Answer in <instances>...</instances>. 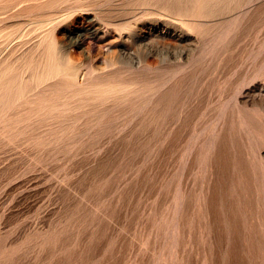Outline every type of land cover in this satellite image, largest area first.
<instances>
[{"label": "rangeland", "instance_id": "1", "mask_svg": "<svg viewBox=\"0 0 264 264\" xmlns=\"http://www.w3.org/2000/svg\"><path fill=\"white\" fill-rule=\"evenodd\" d=\"M36 1L0 0V264H264V0Z\"/></svg>", "mask_w": 264, "mask_h": 264}, {"label": "bare ground", "instance_id": "2", "mask_svg": "<svg viewBox=\"0 0 264 264\" xmlns=\"http://www.w3.org/2000/svg\"><path fill=\"white\" fill-rule=\"evenodd\" d=\"M42 1H44V0H37L36 2H40L41 3V6H42V4L44 5V4H46V3H42ZM242 4V3H241ZM244 4V3H243ZM148 7H151L152 9L153 8H156V10L158 9V11L159 10H161V8H164L161 4H160V2H153V3H149L148 5H147ZM146 6V7H147ZM39 7V6H38ZM244 7V6H243ZM160 8V9H159ZM174 9V8H173ZM166 10V9H165ZM165 10H164V12H165ZM161 12V11H160ZM177 12V11H176ZM175 12V13H176ZM198 13H200V12H198ZM197 13V14H198ZM49 14V13H48ZM177 14V13H176ZM50 15V14H49ZM47 16V15H46ZM51 17V16H50ZM173 17V16H172ZM201 17V16H200ZM173 18H176V17H173ZM54 20V19H53ZM173 20V19H172ZM45 21V20H44ZM171 21V20H170ZM174 22H176V20L174 21ZM179 22V21H178ZM157 23V22H156ZM167 25H175L173 22H170V23H167ZM176 28H177V26H176ZM171 29H172V26H170V27H168V30H162L160 33H158V34H156V35H154V32L155 31H158L159 30V27H158V25H150V26H148V31H146V33H145V36H142L141 37V41H143L144 43H146L147 45H149L148 43L149 42H151V44H154L155 42H156V40L155 39H158V38H161V39H163L164 37H166V35H167V37H174L175 35L174 34H172L171 32ZM173 29H175V27L173 28ZM120 31H122V30H128V25H121L120 26V29H119ZM94 33L92 34V35H94L93 37L94 38H97L98 37V35H99V33H100V30L99 29H95L94 31H93ZM161 34H165V36H163V35H161ZM91 35V34H90ZM89 35V36H90ZM157 42H159V40H157ZM145 47V46H144ZM146 48V47H145ZM152 48V47H151ZM158 50V49H157ZM155 51V50H154ZM148 52H149V50H148ZM151 52H153L152 50H151ZM151 52L149 53V54H151ZM156 52V51H155ZM154 52V53H155ZM157 54V53H156ZM108 58V57H107ZM114 58V57H113ZM105 59H106V56H105ZM110 59V58H109ZM108 60V59H107ZM112 61V60H111ZM110 62V61H109ZM108 62V63H109ZM116 62V61H115ZM112 63H113V61H112ZM111 63V64H112ZM124 64H127V65H129V63H128V61H125V62H123ZM139 63H140V61H139ZM138 63V64H139ZM136 64V63H135ZM112 65H114V63L112 64ZM99 82V81H98ZM103 82H106V81H103ZM110 82V81H109ZM77 84H78V82H77ZM94 84V83H93ZM103 85V84H102Z\"/></svg>", "mask_w": 264, "mask_h": 264}]
</instances>
